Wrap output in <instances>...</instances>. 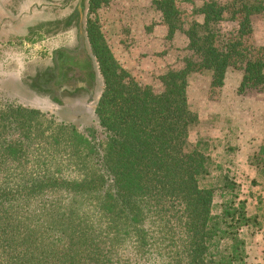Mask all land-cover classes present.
<instances>
[{"label":"trees","instance_id":"obj_1","mask_svg":"<svg viewBox=\"0 0 264 264\" xmlns=\"http://www.w3.org/2000/svg\"><path fill=\"white\" fill-rule=\"evenodd\" d=\"M110 1L88 0L89 13ZM152 5L169 38L181 30L188 40L183 66L160 77L162 91L119 64L88 16L78 47L56 49L31 85L63 106L76 95L93 100L99 75L95 124L79 129L0 99V264H247L244 229L256 217L244 201L212 214L216 190L199 184L209 158L188 142L198 117L187 87L206 72L218 90L232 70L238 95L264 94V45L252 25L264 0H203L185 25L176 0ZM249 164L264 178V138ZM229 186L225 177L221 190Z\"/></svg>","mask_w":264,"mask_h":264},{"label":"rangeland","instance_id":"obj_2","mask_svg":"<svg viewBox=\"0 0 264 264\" xmlns=\"http://www.w3.org/2000/svg\"><path fill=\"white\" fill-rule=\"evenodd\" d=\"M202 1L176 0L184 25L193 4ZM88 16L97 17L119 64L156 93L162 91L160 77L180 69L189 55L182 32L169 38L156 30L165 26L152 0H111L94 15L88 0H0V99L75 122L79 129L95 124L94 108L103 88L99 75L93 100L76 95L65 98L63 106L31 85L37 74L52 67L56 49L78 47V24L85 26ZM252 25L254 42L264 45V16L253 17ZM240 77L228 71L224 86L213 91L208 73L189 76L188 104L198 122L188 142L209 158L208 173L199 184L216 190L212 214L218 215L224 202L244 201L247 215L256 217L255 226L244 229L247 264H264V178L249 164L264 138V94L238 95ZM225 177L233 186L221 190Z\"/></svg>","mask_w":264,"mask_h":264},{"label":"crops","instance_id":"obj_3","mask_svg":"<svg viewBox=\"0 0 264 264\" xmlns=\"http://www.w3.org/2000/svg\"><path fill=\"white\" fill-rule=\"evenodd\" d=\"M202 19L201 18H199V21H201ZM159 28H161V29H156L157 31L159 30L163 35V37H167L168 36V33H167V28L166 27H159ZM178 32H181V31H179V30H176L175 32H174V34L171 36V38L172 37H174V36H176V34L178 33ZM183 36L184 37H186L184 34H183ZM187 39V38H186ZM187 42H188V40H187ZM188 44V43H187Z\"/></svg>","mask_w":264,"mask_h":264},{"label":"water","instance_id":"obj_4","mask_svg":"<svg viewBox=\"0 0 264 264\" xmlns=\"http://www.w3.org/2000/svg\"><path fill=\"white\" fill-rule=\"evenodd\" d=\"M78 9H80V7H78Z\"/></svg>","mask_w":264,"mask_h":264}]
</instances>
